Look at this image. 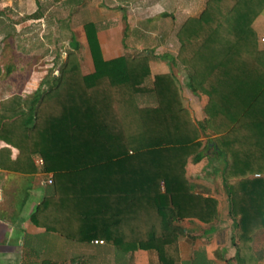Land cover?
Here are the masks:
<instances>
[{
  "label": "trees",
  "instance_id": "1",
  "mask_svg": "<svg viewBox=\"0 0 264 264\" xmlns=\"http://www.w3.org/2000/svg\"><path fill=\"white\" fill-rule=\"evenodd\" d=\"M263 10L264 0H207L174 33L172 60L188 69L187 87L205 100L200 122L183 105L171 74L150 79L149 52L104 59L97 37L103 27L93 21L82 27L92 73L83 75L69 48L53 85L2 98L0 141L18 156L0 167L31 175L36 157L43 162L39 171L51 174L30 223L71 241H102L119 261L146 251L150 264L177 263V222L209 225L217 218V200L194 193L186 177L190 158L200 161L208 149L201 136L211 131L224 159L222 183L237 234L233 260L245 264L240 255L264 229V113H249L264 107V51L252 28ZM127 29L125 20L123 40ZM141 95L154 105L141 106ZM248 123L250 131L239 138Z\"/></svg>",
  "mask_w": 264,
  "mask_h": 264
},
{
  "label": "crops",
  "instance_id": "2",
  "mask_svg": "<svg viewBox=\"0 0 264 264\" xmlns=\"http://www.w3.org/2000/svg\"><path fill=\"white\" fill-rule=\"evenodd\" d=\"M141 1L112 0L116 5ZM154 1L159 2V5L157 7L158 12L153 17L160 18L162 17L161 14L165 13L162 8L165 0ZM185 2L189 3V8H191L192 0ZM159 10L162 11L159 12ZM186 17H192V15L189 14ZM122 18L126 20L128 27L126 32H130V38L133 36L137 37L138 33L141 34L140 38H142L143 24L139 23L137 26L128 17L126 18L123 15ZM114 21L113 27H109L107 30L104 29L105 31L101 29L97 33L102 55L106 60L123 55L111 56L110 58L109 55L113 51L118 54L125 52L129 48L137 50L140 48L126 44L128 36L126 33V38L123 40L124 27H122L118 17ZM252 28L257 34V40L264 36V10L254 20ZM104 32L109 33L106 39L108 41L103 37ZM161 34H163L160 35L162 44L166 46L169 39L166 40L164 31ZM81 39V43H78V46L80 49L83 47L87 52L88 55L85 56H88V60L85 59L84 62L79 55L77 56L81 72L83 75H87L93 72V65L87 49L84 32ZM169 46L176 49L174 40L173 44L171 41ZM142 49L138 50L140 52L137 53H143ZM169 58L171 59V57ZM149 67L150 79L157 74L168 73L175 78L178 84L184 82L187 92L185 93L181 90L183 105L190 111L192 118L196 122L204 119L205 113L202 105L205 100L202 95L193 93L187 87V68L178 62H173L172 59L171 62H149ZM139 99L141 100L139 101L141 106L154 105V100L151 96L141 95L138 97ZM151 100L153 103H150ZM250 112L262 114L264 113V107L257 106L249 110ZM248 131H250L249 123L242 125L238 132V137H245V132ZM216 136L213 132L208 131L205 136L200 138L203 143L206 141L208 149L204 152L200 161H195L192 158L189 160L186 177L194 193L217 200V218L209 225H204L197 221L177 222V225L182 229V234L178 237L179 261L175 264H239V262L233 260L236 256L234 241L237 239V234L233 221L229 216L228 198L222 183L224 159L214 150L215 143L213 141ZM3 148H9L10 153L0 156V163L4 164V166H10L12 161L17 158L18 151L0 141V150ZM37 159L35 157L34 161ZM216 163L220 166H215ZM37 168L36 173L27 175L19 173L12 168L5 169L0 167V264H40L41 260H48L49 264H65L72 259L87 260L89 264H132L133 261H135V264H150L151 256L146 251H136L132 256L129 254L126 259L119 261V256L113 247L105 243L99 245L94 244V241L91 243L71 241L57 234L47 233L44 229L32 225L29 217L36 206L43 200L47 189V180L51 178V174L45 175L39 171V167ZM211 177L217 180L221 178L220 188L213 189L207 183L210 182ZM242 258L246 261L245 264H264V229L258 230L253 235L250 246L240 255L239 259L241 260Z\"/></svg>",
  "mask_w": 264,
  "mask_h": 264
},
{
  "label": "rangeland",
  "instance_id": "3",
  "mask_svg": "<svg viewBox=\"0 0 264 264\" xmlns=\"http://www.w3.org/2000/svg\"><path fill=\"white\" fill-rule=\"evenodd\" d=\"M64 1L0 0V99L12 94L25 98L36 90L40 92L53 85L58 66L69 48L78 51L77 55L85 62L88 58L85 55L88 54L82 45L79 48L78 43L82 40L83 24L89 21L99 23L103 31L113 27L117 17L124 27L123 15L137 26L139 23L143 24L142 38L140 33L137 37L130 38V32H126V44L140 47L138 50L144 47V52L137 53L140 51L128 47V50L118 54L113 51L110 58L125 53L145 55L149 52L150 62H171L176 52L174 47L169 46L171 41L173 44L174 33L187 15H199L207 0H192L191 8L185 2L187 0H165L164 7L161 6L168 14L165 18L153 17L158 12L159 5L154 0L117 5L112 0H84L81 5L73 3L66 7L61 5ZM33 14H40L41 18L34 20ZM163 31L166 40L169 39L166 46L160 39ZM107 34L109 33H103L105 40L108 38ZM70 41H74L71 47L68 45ZM257 48L259 49L258 40ZM178 85L180 91L187 92L184 82ZM150 103H153L152 100ZM215 166L220 165L216 163ZM220 182L221 178L217 180L211 177L207 183L217 189L221 187Z\"/></svg>",
  "mask_w": 264,
  "mask_h": 264
},
{
  "label": "built area",
  "instance_id": "4",
  "mask_svg": "<svg viewBox=\"0 0 264 264\" xmlns=\"http://www.w3.org/2000/svg\"><path fill=\"white\" fill-rule=\"evenodd\" d=\"M258 43H259L260 50L264 51V37H260V39L258 40ZM35 164L37 167H41L43 162L40 158H38L37 160H35ZM255 177H258V175H256ZM50 183H51V180L49 178L47 181V184H50ZM94 244L102 245L103 242L102 241H94Z\"/></svg>",
  "mask_w": 264,
  "mask_h": 264
}]
</instances>
